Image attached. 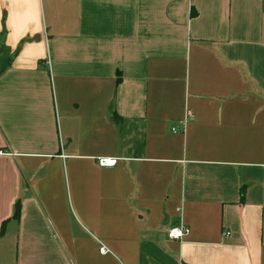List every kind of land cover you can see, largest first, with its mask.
I'll use <instances>...</instances> for the list:
<instances>
[{
  "label": "crops",
  "instance_id": "obj_1",
  "mask_svg": "<svg viewBox=\"0 0 264 264\" xmlns=\"http://www.w3.org/2000/svg\"><path fill=\"white\" fill-rule=\"evenodd\" d=\"M0 264H264V0H0Z\"/></svg>",
  "mask_w": 264,
  "mask_h": 264
},
{
  "label": "built area",
  "instance_id": "obj_2",
  "mask_svg": "<svg viewBox=\"0 0 264 264\" xmlns=\"http://www.w3.org/2000/svg\"><path fill=\"white\" fill-rule=\"evenodd\" d=\"M174 131H178L174 129ZM120 161V158L117 156H99L97 162L102 167H114ZM191 232V228L187 225L174 226L168 230V236L171 239H184ZM101 253L106 254L109 252V249L106 246L100 248Z\"/></svg>",
  "mask_w": 264,
  "mask_h": 264
},
{
  "label": "trees",
  "instance_id": "obj_3",
  "mask_svg": "<svg viewBox=\"0 0 264 264\" xmlns=\"http://www.w3.org/2000/svg\"><path fill=\"white\" fill-rule=\"evenodd\" d=\"M20 211H21V206L20 203L18 202V204L16 205V211H15V217H19L20 215Z\"/></svg>",
  "mask_w": 264,
  "mask_h": 264
}]
</instances>
